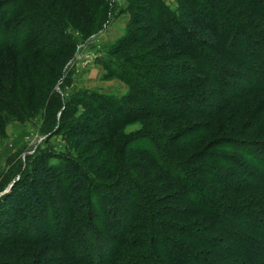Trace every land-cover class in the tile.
<instances>
[{
	"label": "trees",
	"instance_id": "obj_1",
	"mask_svg": "<svg viewBox=\"0 0 264 264\" xmlns=\"http://www.w3.org/2000/svg\"><path fill=\"white\" fill-rule=\"evenodd\" d=\"M42 1L0 0L2 107L9 104L4 94L24 90L18 82L21 73L35 92L34 84L42 80L40 60L45 59V66L49 56L68 54L75 47L66 16ZM103 1L65 3L90 25L89 9L99 14ZM139 1L154 4L159 13L140 16L152 10L142 6L132 14L134 28L114 48L116 54H125L120 61L124 67L114 65L109 71L125 79L130 72L140 80L134 84L128 79L132 91L122 100L101 99L97 110L103 115L90 118L87 127L109 137L129 122L146 121L123 141L105 147L103 157L116 171L114 181L100 185L81 164L66 160L60 169L42 157L0 196V217L15 228L20 214L29 216L45 200L68 206L76 217L74 225H57L46 238L65 258L54 256L38 264H226L231 258L238 264H264V212H259L264 210V118L259 111H244L249 118L240 125L237 109L240 101L255 102L264 93V0H177V12L161 0ZM132 45L139 48L137 53ZM5 49L14 51L11 61ZM230 64L243 67L252 77L250 86L214 98L212 83L230 85L225 74ZM5 67L11 74V93L3 92ZM85 138L80 134L78 145ZM8 183L0 181V191ZM87 198H94L104 213L95 212ZM234 213L240 215L241 230L221 219ZM215 232L230 235L237 249L229 251L231 246L210 240H222ZM80 239L86 246L78 247ZM198 247L214 254L200 255ZM218 249L229 253L222 255Z\"/></svg>",
	"mask_w": 264,
	"mask_h": 264
},
{
	"label": "rangeland",
	"instance_id": "obj_2",
	"mask_svg": "<svg viewBox=\"0 0 264 264\" xmlns=\"http://www.w3.org/2000/svg\"><path fill=\"white\" fill-rule=\"evenodd\" d=\"M65 1L43 0L42 2L53 6L52 9L67 17H64L66 30L75 43L73 51L59 56H49L45 66L42 65V61L45 59L40 60L42 80L34 84L35 92L29 91L27 83L24 82V73H21L18 82L23 83L24 90H16L11 93V74H8L5 67L7 85L3 86V92L11 94H4L5 101H9L8 106L2 107L0 104V181L8 180L9 183L0 191V196L9 191L7 190L9 185L11 187L14 182L28 175L34 162L42 157H45L48 165L60 169L64 168L66 160L76 162L88 169L90 174L94 175L92 178L99 181L98 184L112 183L116 171L108 165L109 159L103 157L105 147L109 146L110 148L111 144L115 145L117 142L123 141L127 134L140 129L142 124L146 123L144 119L129 122L109 137L91 133L87 128H90L88 124L90 118H94L97 114H99V118L100 114L103 115L100 108L97 110L101 99L122 100L131 93V83L136 84V81L140 80V77L137 80L133 79L130 72L128 79L132 82L109 71V69L114 70L115 66L124 67L120 61L124 59L125 54L120 51L116 54L114 48L129 36L130 31L134 28L131 23L132 14L140 13V8L143 6L152 10L151 12L143 11L140 16L152 18L158 15V7L139 0H104L100 5L99 14L94 16L93 11L89 9L87 19L91 24L88 25L85 21L86 17L75 16L71 5ZM161 1L168 10L177 12L179 6L177 0ZM152 12L154 13L152 14ZM134 48L132 52L137 53L139 48ZM158 48L156 46L153 49L157 50ZM5 50H8L5 51L6 53L4 52L7 59L9 56L12 57L14 51ZM235 52H238L237 48H235ZM193 53L194 51H192ZM242 53H239L240 57L243 56ZM207 54L209 53L207 52ZM187 58H192V55H187ZM193 65L196 70H202V64L199 61H193ZM125 67L128 69L129 66ZM138 67L140 68V65ZM226 68L228 69L225 70L226 78L231 86L227 82L212 83L214 90L211 94L214 98L223 97L230 90L240 91L242 87L250 86L252 77H249L243 67L230 64ZM255 102H258L259 105L256 106ZM255 102L248 100L238 103L237 109L241 116L240 125L247 122L249 118L244 115V111H248L250 114L259 111L264 118V105L260 107V103L264 104V93H260ZM198 106H201V103L198 102ZM65 111H70L71 116L68 118L64 116ZM80 134L86 137L84 145H78L76 142V138ZM247 161L249 164L255 165L254 161L250 159ZM236 175L242 179L245 178L239 174L234 176L236 177ZM228 194L231 195V193ZM84 196L80 197L83 199ZM86 200L95 212L104 213L95 204L94 198ZM259 212H264V210ZM72 214L68 206L62 203L54 204L51 199H48L39 209H34L29 216L26 214L27 218L20 214L17 217L19 220L21 219L18 227L14 228L13 223L0 217V264H38L39 261H47L54 256L65 258L66 253L55 248L51 242H47L46 238L57 230V225L73 226L76 217ZM236 217L240 218V215L234 213L230 217L221 219L227 226L234 223V230H241L243 226L241 227ZM12 225L13 227H11ZM27 227L32 233L27 230ZM215 233L217 236L220 235L222 240L217 241V237L210 240L218 242L220 245L231 246L232 248L227 249L229 251L237 249L238 245L230 240V235ZM197 235L201 238L206 237L203 233ZM40 240L42 241L40 242ZM83 240H77L78 247L79 245L86 246L81 243ZM45 241L46 243H44ZM113 242L114 240H110L109 244ZM89 243H86L87 246L93 248L94 244ZM80 248L79 252L81 253ZM158 249H161V245ZM200 250L202 251L199 254L203 256L212 257L214 254L211 252L212 249ZM218 251L222 255L229 253L222 249H218ZM235 259L231 258V262L225 261V263L238 264Z\"/></svg>",
	"mask_w": 264,
	"mask_h": 264
},
{
	"label": "water",
	"instance_id": "obj_3",
	"mask_svg": "<svg viewBox=\"0 0 264 264\" xmlns=\"http://www.w3.org/2000/svg\"><path fill=\"white\" fill-rule=\"evenodd\" d=\"M9 189H10V185H9V188L7 190H9Z\"/></svg>",
	"mask_w": 264,
	"mask_h": 264
}]
</instances>
